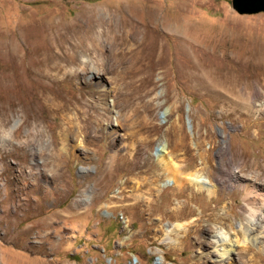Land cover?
<instances>
[{"label":"rangeland","instance_id":"rangeland-1","mask_svg":"<svg viewBox=\"0 0 264 264\" xmlns=\"http://www.w3.org/2000/svg\"><path fill=\"white\" fill-rule=\"evenodd\" d=\"M262 45L264 11L231 0H0V264H191L220 230L264 264Z\"/></svg>","mask_w":264,"mask_h":264},{"label":"bare ground","instance_id":"bare-ground-1","mask_svg":"<svg viewBox=\"0 0 264 264\" xmlns=\"http://www.w3.org/2000/svg\"><path fill=\"white\" fill-rule=\"evenodd\" d=\"M96 11H98V10L97 9L91 10V12H90L91 14L90 13L89 14L94 16ZM155 15H156V12L154 10H152V11L148 10L147 11V15H146V18L144 21L146 33H145V38L142 41V46H143L142 54L146 59L150 60V63L152 66H154L153 67L154 69H156V68L158 69V68H164L165 67V64H164L165 63V56L163 54L164 50H163V46L159 42V34L157 33L156 27L149 29V25L147 23V21H149L150 19L155 18ZM102 17H103V15H102ZM62 25H63V27L70 30L64 23H62ZM100 36H101L100 34L96 35V40L98 42H100ZM25 41L29 46L27 47V45L24 44V47H22L24 49H22V48L17 49L15 54L12 53L13 58L16 59V61H18L20 64H23L25 61H27L29 63V65L26 66V68L28 70L32 69L33 75L43 76L44 73H46V70L43 68L37 67L36 62L34 60L33 50L31 48V43L28 40V37H25ZM83 43L84 42H82V44ZM175 47H176V45H175ZM249 57L255 65H258L259 67L260 66L264 67V45H262L261 47L255 48V50H253V52H251L249 54ZM76 59L77 58L74 57V55L66 56L67 62H71V61L76 60ZM90 62L91 61H90V59H88V57L83 56L79 60V62H77V63H79L80 67H84V66L86 67L89 65H91L93 67V64H90ZM34 71H35V73H34ZM5 79H7V77L1 72L0 80H5ZM259 93H260V91L258 92V94ZM263 104H264L263 102H260L258 107L261 108V106H263ZM67 145H68V143L66 141H63V147L67 148ZM227 151H228V148L226 146H223L220 148L219 154L222 155L224 152L227 153ZM165 162H166L167 169H169L173 172H177V169H174V167H171L169 162H167V161H165ZM223 165H222V160L220 159V170L219 171H220L221 177L223 176V172H224V166ZM189 178L197 184L199 189H201L203 191L204 190L207 191L208 194L212 195L215 192L214 187H213L214 185L211 186L212 185L210 183L211 180L203 178L199 173L195 172ZM219 179L221 180V178H219ZM208 185H210V186H208ZM88 196L89 195H87L86 198H88ZM262 200L264 201V197H262ZM6 208H7V210H10V209H8L7 206H6ZM179 212L180 211H178V210H173L170 213V215H171V217H176L179 214ZM248 220L251 224H248L245 230H246V233L249 234V233H251V231L253 229V221H255V218L249 216ZM8 221H9V218H8ZM214 237H215V239L210 241L211 244H208L209 247H213V250L209 251L208 253H205L204 255H201L199 258H195L191 264H226V263L237 264L238 263V259H236L234 256V254L236 253L235 247L237 246V243H236L237 240L233 239L232 237H229L228 232L224 231V230H220L218 232V234H214ZM246 239L254 242L253 239H251V238H249V239L246 238ZM246 239H244L242 241L244 244L243 248L248 249L249 245H248V242Z\"/></svg>","mask_w":264,"mask_h":264},{"label":"water","instance_id":"water-1","mask_svg":"<svg viewBox=\"0 0 264 264\" xmlns=\"http://www.w3.org/2000/svg\"><path fill=\"white\" fill-rule=\"evenodd\" d=\"M231 4L238 13L264 11V0H231Z\"/></svg>","mask_w":264,"mask_h":264}]
</instances>
